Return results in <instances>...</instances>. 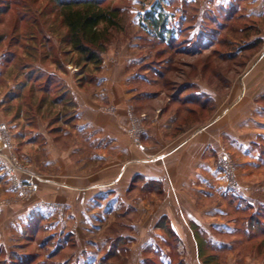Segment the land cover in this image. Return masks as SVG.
Instances as JSON below:
<instances>
[{
    "label": "rangeland",
    "instance_id": "rangeland-1",
    "mask_svg": "<svg viewBox=\"0 0 264 264\" xmlns=\"http://www.w3.org/2000/svg\"><path fill=\"white\" fill-rule=\"evenodd\" d=\"M105 3L121 7L123 27L113 32L101 54L102 63L109 48L114 58L120 46L138 34L143 36L139 40L144 44L142 54H151L144 64L149 60L148 63L164 70L158 81H141L136 86L138 92L148 93L138 101L142 103L146 99L145 108L119 118L133 141L139 143L146 120L158 122L166 113L174 116L169 131V139H174L206 125L215 114L235 112L232 123L236 139L226 138L213 157L214 182L219 194L196 200L202 208L217 207V225L207 226L208 230L204 231L191 223V240L195 246L186 250L163 220L160 223L164 230L159 231L162 234L156 237L155 247L142 249L132 245L129 248L124 245V239L116 241L118 232L135 234L132 226H122L120 222H114L117 226L101 224L89 232L91 239H87V247L81 254L83 259L73 253L68 256L70 261L62 263L66 246L75 244L71 232L51 234L56 224L50 218L25 214L21 220L26 221L23 233L19 237L12 235L13 247L7 256L0 246V264H70L71 261L72 264H126L129 256L135 264H160V261L205 264L204 258H210L209 264H264V14L246 19L235 16L222 28L223 43L192 54L171 51L166 55L171 58L166 67L160 58H153L157 48L162 47L153 41L158 32L141 33L142 22L150 16L156 19L162 10L165 19L175 16L174 27L181 22L180 16L182 20L186 16L185 26H197L201 21L202 28L203 19L208 16L207 8H202L196 0H106ZM208 3L206 0L205 5ZM151 25L150 30L155 28ZM66 34L55 0H0V202L11 206L8 220L17 215L11 208L22 199L26 202L36 190L32 176L26 175L27 167L35 165L45 173L52 172L40 166L44 146L48 140L60 147L71 141L78 126V98L95 90L101 73L102 63L98 69L92 63H84L78 52L71 49ZM227 54L233 57L227 58ZM144 64L138 70L151 74ZM196 82L215 90L220 100L214 102L207 95L205 102L185 99L190 92L198 90ZM22 174L25 176L19 177ZM35 206L39 208L38 203ZM123 217L135 218L132 214ZM195 231L205 240V244L201 242L203 257L199 254L201 244ZM102 234L114 237L116 255H111L110 248L102 255L106 257H101L104 238L101 241L98 237ZM55 235L60 236V245L55 243Z\"/></svg>",
    "mask_w": 264,
    "mask_h": 264
},
{
    "label": "crops",
    "instance_id": "crops-1",
    "mask_svg": "<svg viewBox=\"0 0 264 264\" xmlns=\"http://www.w3.org/2000/svg\"><path fill=\"white\" fill-rule=\"evenodd\" d=\"M196 1L202 8H207V13L216 14L235 4L246 18H260L264 14V0H209L208 5H205L206 0ZM155 17L165 23L161 34L163 37L170 34L180 37L179 31L187 23L186 16L184 20L180 16L181 22L174 27L175 16L174 19H165L162 10ZM148 22V19L142 22L141 33L157 31L153 27L150 30ZM168 23L173 24L169 26L170 29H166ZM196 24L189 25L193 27H189L188 32L191 39L200 34L201 21ZM141 36H132L122 44L114 58L110 56L113 50L109 48L105 52L95 90L78 98V126L71 141L60 147L48 140L44 146L40 166L43 170L50 168L52 172L45 173L35 165L27 167L26 175L32 176L36 190L26 202L22 199L15 208H11L16 217L7 219L11 206L3 205L5 201L1 200L0 246L6 256L13 247L12 235L15 233L19 237L23 233L26 221L21 220L25 214L50 218L56 224L52 226L54 231L51 234L65 230L71 232L69 234L74 236L75 244L66 246L62 263L67 259L70 261L73 253L83 259L81 254L87 247V239H91L89 232L101 224L117 226L116 223L120 222L122 226H132L135 234L118 232L116 241L124 239V245L129 248L142 249L155 247L156 237L162 234L159 231L164 230L160 221H165L186 250L195 246L191 240V223L204 231L209 226L217 225V207L202 208L196 200L219 194L216 190L218 185L214 182L213 157L226 138L236 139L232 123L235 112L230 110L234 114H215L206 125L174 139H169L174 116L166 113L158 122L146 120L139 143L133 141L119 118L128 116L131 111L139 113L147 103L146 99L143 104L138 102L148 93L138 92L136 87L141 81H150L145 79L146 74L138 70L151 55L142 54L141 46L144 44L139 41L143 38ZM196 84L199 94L209 96L214 102L220 100L215 90L198 82ZM35 203L39 204V208ZM131 214L135 218L127 217ZM113 238L104 234L98 237L104 253L101 257H106L102 255L115 247ZM55 240L56 244L62 243L60 236L55 235ZM133 259L129 256L126 264H135Z\"/></svg>",
    "mask_w": 264,
    "mask_h": 264
},
{
    "label": "trees",
    "instance_id": "trees-1",
    "mask_svg": "<svg viewBox=\"0 0 264 264\" xmlns=\"http://www.w3.org/2000/svg\"><path fill=\"white\" fill-rule=\"evenodd\" d=\"M55 1L59 6V15L62 18V23L67 29L66 37L71 49L78 52L84 63H92L95 65V69H98L102 63L101 54L106 50L108 43L111 41L113 32H117L123 27L121 22V7L105 3L106 0ZM207 14V18L204 19L205 23H203L200 29V34L195 39L188 37V25L180 29V37H174L171 34L168 37L161 36L162 30L165 29L164 21L160 18L154 19L150 16L148 19L150 24H153L158 31V35L154 37L153 41L157 45L162 46L161 48H157L153 58L155 60L160 58L159 61H164V65L168 67L171 58L169 55H166L171 51L192 54L201 52L213 44L215 46L221 44L224 41L222 28L225 26V23L235 16L246 19L235 4L230 5L227 10H219L216 14L211 12ZM212 23L213 26H210ZM207 28L210 31L206 32ZM247 46L249 45L247 44ZM226 57L232 58L233 54H227ZM148 61L144 66L148 68L152 76L151 74L144 75L145 79L152 82L158 81V79L163 76L164 70L157 67V64H151L150 62L148 63ZM185 99L193 102L201 100L204 102L207 101L197 90L190 92ZM194 233L196 237L200 239V244L205 241L197 231ZM202 246L203 244L199 245V254L201 257L204 256ZM112 251L111 255L113 253V255H116L115 250L113 249ZM179 262L175 264H183L181 261ZM209 262L210 258H204L205 264H209ZM160 264H163V262L160 261Z\"/></svg>",
    "mask_w": 264,
    "mask_h": 264
}]
</instances>
